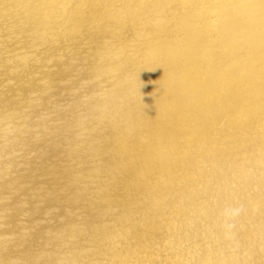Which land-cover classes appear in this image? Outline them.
<instances>
[{
	"label": "bare ground",
	"instance_id": "bare-ground-1",
	"mask_svg": "<svg viewBox=\"0 0 264 264\" xmlns=\"http://www.w3.org/2000/svg\"><path fill=\"white\" fill-rule=\"evenodd\" d=\"M111 1L12 0L0 14L14 17L0 33L20 40L42 14H137L165 2L183 9L177 28L188 29L130 55L98 37L5 52L15 63L0 60V148L21 140L37 154L35 138L56 140V154L78 162L74 182L108 189L111 200L101 205L106 222L53 221L38 236L0 222V264H174L162 261L169 250L175 264L188 262L184 250L197 264H264V0ZM43 57L51 67L36 64Z\"/></svg>",
	"mask_w": 264,
	"mask_h": 264
},
{
	"label": "rangeland",
	"instance_id": "rangeland-1",
	"mask_svg": "<svg viewBox=\"0 0 264 264\" xmlns=\"http://www.w3.org/2000/svg\"><path fill=\"white\" fill-rule=\"evenodd\" d=\"M11 1L0 0V14H5L9 6V9L13 8L15 3ZM111 2L126 3L125 0ZM113 9L110 15L102 17L89 16L84 12H72L69 15L58 13V16L51 18L42 14L39 29L25 30L20 38L21 41L10 39L8 35L0 33V60L4 59L3 66L11 70L15 63L14 59L24 50L34 55L37 52L45 53L50 49L59 50V43L65 46H69L70 43L80 45L97 37L101 45L106 44L109 50H115V53H122L121 50H125V53L130 55L136 48L144 49L161 45L188 34V29L177 28V25L182 23L180 18L183 15L180 11L183 9L175 8L171 11L165 2H160L155 7L144 9L137 14L120 13L125 11V7ZM90 17L93 23L87 24ZM203 17L204 19H201L203 22L210 23L211 15ZM13 18L0 22L1 26L4 25L5 30L10 29ZM97 19L101 21V25ZM209 36L206 35V38L208 39ZM5 52H12L15 58L6 56ZM109 55L115 57L114 53ZM36 58L34 60L37 62ZM42 60V64H36L43 68L51 67V62L46 57ZM255 87L257 88L258 85L255 84ZM16 94L15 88L12 87L10 95L14 97ZM230 96L236 98L234 94ZM44 113L40 111L35 117L43 120ZM32 116L28 114L27 119ZM4 122L9 127L13 121L9 116L4 118ZM35 139L33 147L37 154L32 150L24 149L21 140L11 142L10 147L6 148L8 150L0 148V222L3 226L20 235L31 233L38 236L41 232L48 231L53 221L68 222L72 227L87 226L95 219L106 222L109 214L101 210V205L102 203L106 205L111 200L108 189L99 192L85 179L74 182L77 175L74 169L77 168L72 164L78 162L73 157L69 158L72 154L69 156L56 154L60 143L56 140L50 139L43 143ZM1 141L4 143V138H1ZM5 145H9V142L4 143V147ZM59 160H61L59 170L65 169L66 174V178L62 180L57 176V171H54L56 164L54 161L59 162ZM44 192L47 193V197ZM44 198L46 204L42 203ZM173 253V250L165 252L162 261L177 263V259L169 257L173 256ZM182 253L188 258L186 264H197L199 260L197 253L185 250Z\"/></svg>",
	"mask_w": 264,
	"mask_h": 264
}]
</instances>
